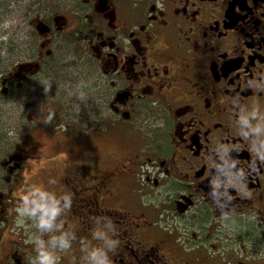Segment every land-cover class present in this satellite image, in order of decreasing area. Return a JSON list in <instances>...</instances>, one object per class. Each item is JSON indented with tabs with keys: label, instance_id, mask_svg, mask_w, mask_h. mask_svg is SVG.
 Returning a JSON list of instances; mask_svg holds the SVG:
<instances>
[{
	"label": "flooded vegetation",
	"instance_id": "af4514ba",
	"mask_svg": "<svg viewBox=\"0 0 264 264\" xmlns=\"http://www.w3.org/2000/svg\"><path fill=\"white\" fill-rule=\"evenodd\" d=\"M62 3L28 55L40 68L0 77L48 101L33 129L61 158L37 184L28 143L8 164L0 264H264V0ZM59 42L90 62V113L47 97L78 87L51 63ZM35 74L62 87L38 95ZM17 208L42 230L13 237Z\"/></svg>",
	"mask_w": 264,
	"mask_h": 264
},
{
	"label": "rangeland",
	"instance_id": "374dc122",
	"mask_svg": "<svg viewBox=\"0 0 264 264\" xmlns=\"http://www.w3.org/2000/svg\"><path fill=\"white\" fill-rule=\"evenodd\" d=\"M64 1L0 0V48L3 57L0 60V77L6 73L7 68L15 65L17 61L23 60L22 62L25 67L28 65L27 61H33L29 58L30 56H25V52H28V55L36 49L32 47L33 41L38 45L43 42V46L47 47L45 36L41 35L39 37L32 20L35 17L46 19L50 17V13H59L60 10L57 9L63 7L62 2ZM61 46V42L58 45H53L54 55L52 56L51 63L60 72L63 81L70 80L73 83L77 82L78 87L71 84L72 86L68 88L67 85L64 93H54L49 96L45 90L51 89L52 85L62 87L60 85L62 84L61 80L57 75L35 74L34 80L36 82L34 88L37 89L38 95L43 96L48 94L47 97H57V101L64 99L63 103L65 104L71 101V97H78L76 98L77 106L82 107L84 113H90L92 112L91 104L93 96L92 92L87 91V89L96 86L94 79L89 77L90 74H87V70L90 69V62L85 61V56L83 60H77L72 55V50L69 51L66 45ZM33 65L37 64L33 63ZM39 68L40 66L34 70L36 71ZM24 72H26L25 68ZM32 86L33 82L29 83L27 80L25 82L19 80L17 83V80H15L10 88L6 85L5 80H0V87L3 88L0 91V137L2 138L0 141V189L4 188L5 191L8 190L10 182L3 177L13 175L8 173L11 166H8V164L15 159L14 157L18 153H21L19 148L26 143H28L26 152L32 156L34 154H37L38 157L40 156L39 158L37 157V160L32 156L26 159V164H29L31 167L34 166L32 173L28 174L30 180L32 178L35 184L41 182L46 176L51 175L59 167L61 160L60 156H58L60 155L58 146H54L53 141L46 138V134H41L38 130L33 129L37 124H39V127H43L44 122L48 121L46 119L47 111H45V107H48L49 104L47 103L48 101H42L45 102V104H42L41 101L35 102L30 99ZM76 88L79 89L75 92ZM24 91L28 92V94L24 93ZM42 115L46 116L42 117ZM55 124H58V119ZM35 140H39L37 147L33 146ZM48 157L57 158L54 162H47ZM34 168L38 169V176L34 175ZM30 194L31 190L27 193L23 191L19 193L21 197ZM38 205L40 209H44L45 207L44 203H38ZM40 209L36 213H32L30 210L23 211L21 217L13 224L15 229L20 227V233H23L24 236H26L25 230L26 232L29 229L42 230L43 218ZM17 236L18 233L15 237Z\"/></svg>",
	"mask_w": 264,
	"mask_h": 264
},
{
	"label": "water",
	"instance_id": "95a60500",
	"mask_svg": "<svg viewBox=\"0 0 264 264\" xmlns=\"http://www.w3.org/2000/svg\"><path fill=\"white\" fill-rule=\"evenodd\" d=\"M36 27L41 33H44L48 30V26L44 24L42 21L37 22ZM28 65L30 66L31 64Z\"/></svg>",
	"mask_w": 264,
	"mask_h": 264
},
{
	"label": "trees",
	"instance_id": "16d2710c",
	"mask_svg": "<svg viewBox=\"0 0 264 264\" xmlns=\"http://www.w3.org/2000/svg\"><path fill=\"white\" fill-rule=\"evenodd\" d=\"M38 15H39V14H38ZM33 46H34V48H37V46H36V44H35L34 42H33V44H32V47H33ZM35 46H36V47H35ZM18 53H19V52H18ZM25 53H26L25 56H28V55H29V54L27 55L28 52H25ZM31 54H35V51H34L33 53H31ZM4 60H5V59H4ZM1 139H2V138L0 137V141H1ZM24 153H28V152L24 151Z\"/></svg>",
	"mask_w": 264,
	"mask_h": 264
},
{
	"label": "bare ground",
	"instance_id": "6f19581e",
	"mask_svg": "<svg viewBox=\"0 0 264 264\" xmlns=\"http://www.w3.org/2000/svg\"><path fill=\"white\" fill-rule=\"evenodd\" d=\"M29 73V72H28ZM81 76V75H80ZM69 86V85H68ZM20 198V197H19Z\"/></svg>",
	"mask_w": 264,
	"mask_h": 264
}]
</instances>
